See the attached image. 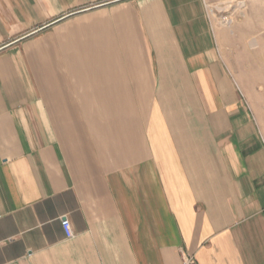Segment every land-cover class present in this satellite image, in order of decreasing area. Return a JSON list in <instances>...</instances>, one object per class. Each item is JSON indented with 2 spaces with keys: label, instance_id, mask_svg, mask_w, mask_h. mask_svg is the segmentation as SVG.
Instances as JSON below:
<instances>
[{
  "label": "crops",
  "instance_id": "obj_1",
  "mask_svg": "<svg viewBox=\"0 0 264 264\" xmlns=\"http://www.w3.org/2000/svg\"><path fill=\"white\" fill-rule=\"evenodd\" d=\"M217 1L0 0V264H264V0Z\"/></svg>",
  "mask_w": 264,
  "mask_h": 264
},
{
  "label": "rangeland",
  "instance_id": "obj_2",
  "mask_svg": "<svg viewBox=\"0 0 264 264\" xmlns=\"http://www.w3.org/2000/svg\"><path fill=\"white\" fill-rule=\"evenodd\" d=\"M225 1L216 2V12L223 13L228 9L238 11L237 5L247 0H231V3ZM250 41L243 43L239 57L233 56V85L240 103L248 110L250 122L255 125L257 135L264 140V34L260 48L252 46L253 40Z\"/></svg>",
  "mask_w": 264,
  "mask_h": 264
},
{
  "label": "built area",
  "instance_id": "obj_3",
  "mask_svg": "<svg viewBox=\"0 0 264 264\" xmlns=\"http://www.w3.org/2000/svg\"><path fill=\"white\" fill-rule=\"evenodd\" d=\"M244 4V2H243ZM243 5H241L242 7ZM216 8L215 7H211L210 8V12L211 13H215L216 12ZM218 13V21L221 25L223 26H226V27H230L233 23V19L232 17L230 16L229 12L225 11L223 13L221 12H216ZM60 224L62 226V229L64 231V234L66 237H72L73 235V231H72V228H71V224H70V221L68 220V218L66 216H64L61 220H60ZM184 264H196L194 259L192 257H187L185 256L184 257Z\"/></svg>",
  "mask_w": 264,
  "mask_h": 264
}]
</instances>
